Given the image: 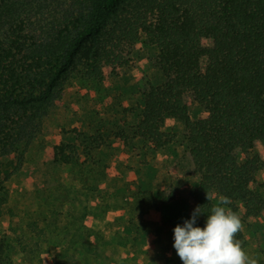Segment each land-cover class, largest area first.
Wrapping results in <instances>:
<instances>
[{"label": "trees", "instance_id": "16d2710c", "mask_svg": "<svg viewBox=\"0 0 264 264\" xmlns=\"http://www.w3.org/2000/svg\"><path fill=\"white\" fill-rule=\"evenodd\" d=\"M1 5L0 186L21 167L71 71L100 83L117 77L143 36L159 51L166 82L144 92L137 133L156 148L185 146L182 160L199 175L190 191L201 207L199 227L215 206L230 208L243 223L264 215L256 187L264 165V0H71L41 31L31 29L21 0ZM190 98L204 108L197 120ZM167 120L182 122L184 135L164 133ZM255 149L258 155L248 157ZM55 152L70 162L63 146ZM220 197L231 203L221 205ZM6 202L0 197V209ZM236 239L244 249L242 230ZM7 261L0 246V264Z\"/></svg>", "mask_w": 264, "mask_h": 264}, {"label": "crops", "instance_id": "0c3cea01", "mask_svg": "<svg viewBox=\"0 0 264 264\" xmlns=\"http://www.w3.org/2000/svg\"><path fill=\"white\" fill-rule=\"evenodd\" d=\"M151 53L152 66L144 68ZM158 53L148 45L134 50L130 66L110 79L104 97L78 98L71 121L64 117L62 125L84 136L56 128L54 144L42 138L31 181L11 189L8 207L0 211V246L7 264L182 263L173 230L197 207L190 191L199 175L182 160L184 145L156 148L137 133L144 76L157 86L166 82L156 65ZM198 110L199 117L203 108ZM162 131L182 137L186 127L167 120ZM56 146L66 153L72 149L70 162L49 163L52 157L55 161ZM242 232L253 245L255 238L264 241V215L243 223Z\"/></svg>", "mask_w": 264, "mask_h": 264}, {"label": "rangeland", "instance_id": "374dc122", "mask_svg": "<svg viewBox=\"0 0 264 264\" xmlns=\"http://www.w3.org/2000/svg\"><path fill=\"white\" fill-rule=\"evenodd\" d=\"M21 1L26 6H28L26 15L28 16L27 18L29 20H31V22H32L31 29H33V30L36 29L37 31H41L43 28L51 26L54 22H57V20L62 17L61 15L63 13V9H66L69 7L71 0H21ZM1 4H2V0H0V6H2ZM105 21H103V24L105 23ZM206 44L209 45L210 42L207 41ZM145 45L151 46L146 42L145 38L142 36L140 42L136 46H134L130 51L131 62H132V59H134L132 57V56H134V50L139 49L142 46L144 47ZM151 56H153L152 53L148 56L149 58L146 59V62H143L144 68L152 66ZM131 62H130V64H131ZM130 64H129V66H130ZM205 64H206V62L203 63V66H205ZM128 67H126V68H128ZM126 68H124V69H126ZM124 69L120 72L119 76L124 71ZM108 71H109L108 69H104V72L106 75H108ZM65 75L66 74H62V77H64ZM144 78H145L144 80L146 83V90L145 91H147L150 88V85L151 86H157L154 83H152L151 81H148L147 76H144ZM110 79H112V78H110ZM110 79H105L102 83H100L99 81H96V80H87L78 72L71 71L69 79L65 83V88H64L63 93H62V98L59 100V102L54 107H52V109L49 112V115L44 120V123L42 126V132L39 135V137L33 142V144L29 147L27 152L24 154V160H23L21 167L19 169H17L15 171V173L12 176H10V178H6L5 176L2 177V179H4V181L0 186V197H7V202H8L9 196L11 194V189H13L15 186L19 185L20 182H24L26 180L31 181V178H30L31 171L33 170V168L37 162L36 157H37V154L39 153V150L42 147V138H44V136H45V138L48 139L49 144H51V143L54 144V141H56V138L58 137L57 130H59L56 128H61L62 131H68L69 130L66 133H70V134L75 133L77 135L80 134V136L85 135V133L83 134L80 131L78 132V131L74 130L72 125L70 126L67 124V125L63 126L62 123H63V121H65L64 117L70 119V121H71L72 109L78 108L80 98L84 97V99L86 101H88L90 99V97L92 99L93 98L98 99V98L104 97L106 94V87L108 86ZM75 93H77V96H75ZM73 97H75V98H73ZM197 104L203 108V106L201 104L194 101L192 98L189 99L190 116L193 114L194 118H197L198 115L200 114V112L198 110V108H200V107ZM63 111H65V113H63ZM203 112H204V108H203ZM47 120L50 122V126L45 127ZM49 127L53 130L49 131ZM54 130H55V132L53 133L52 131H54ZM45 131H46V133L49 131L48 133L50 134V136L46 137ZM56 147H58V146H56ZM59 147H61V146H59ZM54 150H55V148H54ZM259 152H260L259 149H255L248 155V157L256 156V155H258ZM72 153L73 152L71 149L67 153L64 149V156L63 157H67V156L71 157ZM10 159H11V157L6 158L5 160H6V162H9ZM60 160H61L60 156L57 159L55 156V161L52 157V160L50 158L49 163L50 164H53V163L56 164L57 162H62V160L61 161ZM246 160H247V156L240 158V161L242 163H244ZM256 181H257V185H256L257 189L264 196V165L257 172ZM38 186L39 185H36L35 188L38 191V193H40L39 192L40 188H38ZM7 202L3 205V208L0 209V211H3V209H6V207H8ZM242 224H243V222H242ZM245 238H246V236H245ZM255 239H254L255 244L253 245L252 243L248 242V238H246V244H245V247L243 250L245 251V253L250 258L257 259L258 264H264V241L261 240V242H260V241H256ZM176 264H182V263L178 262Z\"/></svg>", "mask_w": 264, "mask_h": 264}, {"label": "clouds", "instance_id": "9594fccd", "mask_svg": "<svg viewBox=\"0 0 264 264\" xmlns=\"http://www.w3.org/2000/svg\"><path fill=\"white\" fill-rule=\"evenodd\" d=\"M207 199H211L209 193ZM230 203L229 198L220 197L221 205ZM200 215L201 207L197 206L191 219L173 230V247L182 264H258V260L250 258L236 239L243 228L236 213L230 208L215 206L207 215L203 228L194 226Z\"/></svg>", "mask_w": 264, "mask_h": 264}]
</instances>
